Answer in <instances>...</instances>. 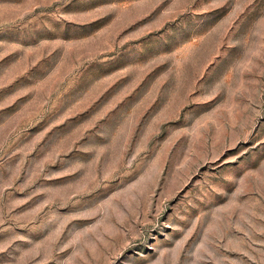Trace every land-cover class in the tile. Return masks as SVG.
<instances>
[{
  "label": "rangeland",
  "instance_id": "obj_1",
  "mask_svg": "<svg viewBox=\"0 0 264 264\" xmlns=\"http://www.w3.org/2000/svg\"><path fill=\"white\" fill-rule=\"evenodd\" d=\"M0 264H264V0H0Z\"/></svg>",
  "mask_w": 264,
  "mask_h": 264
}]
</instances>
